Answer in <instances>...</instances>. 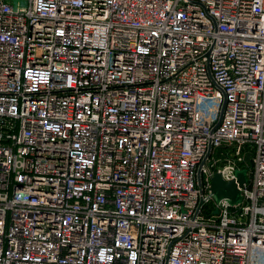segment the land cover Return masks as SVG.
Listing matches in <instances>:
<instances>
[{"label":"built area","instance_id":"built-area-1","mask_svg":"<svg viewBox=\"0 0 264 264\" xmlns=\"http://www.w3.org/2000/svg\"><path fill=\"white\" fill-rule=\"evenodd\" d=\"M0 264H264V0H0Z\"/></svg>","mask_w":264,"mask_h":264},{"label":"water","instance_id":"water-1","mask_svg":"<svg viewBox=\"0 0 264 264\" xmlns=\"http://www.w3.org/2000/svg\"><path fill=\"white\" fill-rule=\"evenodd\" d=\"M246 162L249 165L252 164L250 156L246 158ZM248 173V169L238 171L236 182H226L219 173H216L211 179V193L218 202L221 200H227L231 206L241 205L244 202V196L241 189L248 184ZM200 180L201 177L199 175V181Z\"/></svg>","mask_w":264,"mask_h":264},{"label":"rangeland","instance_id":"rangeland-1","mask_svg":"<svg viewBox=\"0 0 264 264\" xmlns=\"http://www.w3.org/2000/svg\"><path fill=\"white\" fill-rule=\"evenodd\" d=\"M10 2H12L13 4L20 2L22 5H26V0H10ZM215 201H217L215 199ZM215 213H218V211H215Z\"/></svg>","mask_w":264,"mask_h":264}]
</instances>
